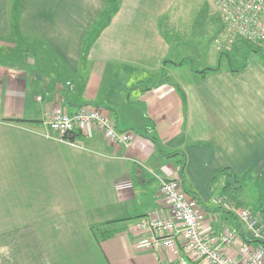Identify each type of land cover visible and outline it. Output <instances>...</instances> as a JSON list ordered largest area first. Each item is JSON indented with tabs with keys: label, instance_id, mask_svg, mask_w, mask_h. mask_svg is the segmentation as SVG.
<instances>
[{
	"label": "crops",
	"instance_id": "0c3cea01",
	"mask_svg": "<svg viewBox=\"0 0 264 264\" xmlns=\"http://www.w3.org/2000/svg\"><path fill=\"white\" fill-rule=\"evenodd\" d=\"M174 1L0 0V264H177L180 241L137 246L139 218L168 212L156 176L198 198L203 234L237 264L258 244L198 180L228 167L264 182V65L182 70L159 24ZM54 107L104 111L129 143L92 126L74 143L47 137Z\"/></svg>",
	"mask_w": 264,
	"mask_h": 264
},
{
	"label": "built area",
	"instance_id": "2783aa9c",
	"mask_svg": "<svg viewBox=\"0 0 264 264\" xmlns=\"http://www.w3.org/2000/svg\"><path fill=\"white\" fill-rule=\"evenodd\" d=\"M220 17L218 47H230L236 40L264 49V0H212ZM45 125L47 137L70 142L64 135L73 130L83 131L95 127L105 138L117 146H127L130 136L121 131L114 119L99 109L80 108L74 112H65L58 107L49 110ZM164 205L168 212L163 216H144L139 218L138 227L143 233L137 246L156 250L159 247H173L180 241L189 255H181L177 264H237V261L223 250L214 246L201 229L203 214L200 213L197 201L187 193L180 179L156 176ZM214 207L236 214L245 225L251 237L261 238V224L246 209H232L226 201L215 197L210 199ZM237 238L234 227L224 226L219 234V242L230 244ZM242 264H259L264 257L262 243L251 247L244 242L238 249Z\"/></svg>",
	"mask_w": 264,
	"mask_h": 264
},
{
	"label": "rangeland",
	"instance_id": "374dc122",
	"mask_svg": "<svg viewBox=\"0 0 264 264\" xmlns=\"http://www.w3.org/2000/svg\"><path fill=\"white\" fill-rule=\"evenodd\" d=\"M160 27L166 38L170 39L172 35L175 36V39L171 40L172 46H175L172 49L174 51L171 53V58L185 60L182 70L185 68L188 71L190 69L213 71L224 68L230 70L244 67L250 62L264 65V49L254 51L253 47L257 48L255 45H244L240 43L243 41L236 40L230 47H218L220 17L212 0H175L167 19L161 22ZM17 40L20 45L18 51H22L25 46H31V44L23 45L20 38ZM4 45L0 48L3 49L0 58L6 61L9 57L7 55L8 45L7 43ZM253 173V170H243L237 173L239 177H242V193L238 198L228 195L224 197L225 193L220 189L223 184L221 174L214 177L211 174V177L198 180V186L203 196H213L220 201L224 200L234 210H248L261 224L262 237L264 235V193L260 196L259 193L264 189V182L256 181L252 176ZM235 199L238 201L236 202Z\"/></svg>",
	"mask_w": 264,
	"mask_h": 264
},
{
	"label": "trees",
	"instance_id": "16d2710c",
	"mask_svg": "<svg viewBox=\"0 0 264 264\" xmlns=\"http://www.w3.org/2000/svg\"><path fill=\"white\" fill-rule=\"evenodd\" d=\"M117 6V5H116ZM105 13H107V10H105ZM165 17L164 15H162L161 18H159V24H161V22L164 20ZM161 29V27H160ZM162 31V29H161ZM241 44H247L245 42H240ZM251 45V44H250ZM253 46V45H252ZM252 48V47H251ZM261 48H255L253 47L252 50L254 51H259ZM220 53H223L220 51ZM164 62H168V60H164ZM242 68V67H241ZM238 69H230L231 71H237ZM206 71L205 69L200 70L199 72H204ZM116 124V123H115ZM117 126V125H116ZM79 130H73L72 132H69L68 134L64 135V138H66L67 140H69L70 142H75V136L77 134H79ZM152 139L154 140V138L152 137ZM217 174H221L225 177V184L222 187V192L225 193L224 196H230L233 194V196H235L236 198H238V195H240L242 193V177H239L238 174H236L234 171L230 170L228 167H223L221 169L215 170L212 174V177L216 176ZM184 190L190 194V192L185 188V186L183 185V183L181 182ZM195 199H198L196 196H193ZM240 200V199H239ZM254 241H256L257 243H262L264 245V239L263 238H257L254 239Z\"/></svg>",
	"mask_w": 264,
	"mask_h": 264
}]
</instances>
